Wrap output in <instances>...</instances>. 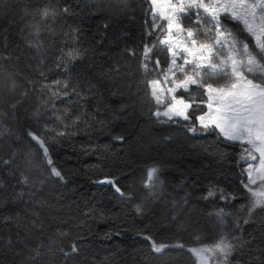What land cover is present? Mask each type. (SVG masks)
<instances>
[{"label": "trees", "instance_id": "1", "mask_svg": "<svg viewBox=\"0 0 264 264\" xmlns=\"http://www.w3.org/2000/svg\"><path fill=\"white\" fill-rule=\"evenodd\" d=\"M46 3L0 0V264H195L187 249L221 235L235 245L228 264H264V208L248 213L239 144L215 132L190 133L182 119L162 123L152 115L147 81L156 75L145 74L139 55L129 53L155 39L145 36L148 0H51L58 14L42 21L38 10ZM72 51L79 56L71 59ZM155 55L166 67L167 53ZM56 82L76 94L51 96ZM22 92L27 95L13 109ZM59 131L67 134L57 137ZM29 132L56 141L50 154L63 181L49 175ZM117 135L124 140H114ZM153 165L163 183L145 188ZM105 175L119 177L132 198L96 183ZM210 186L237 198L225 201L217 193L205 200ZM220 209L230 213L223 223L214 215ZM34 211L41 229L31 223ZM144 235L185 247L157 254ZM73 241L79 251L65 257L59 248L70 251Z\"/></svg>", "mask_w": 264, "mask_h": 264}, {"label": "snow or ice", "instance_id": "2", "mask_svg": "<svg viewBox=\"0 0 264 264\" xmlns=\"http://www.w3.org/2000/svg\"><path fill=\"white\" fill-rule=\"evenodd\" d=\"M148 3L151 6V23L145 22V36L155 39L144 42L142 51L130 49L129 53L139 55L140 68L145 74L156 75L155 79L147 81L149 94L156 104L152 115L162 123L178 122L179 118L185 122L184 126L190 133L215 132L226 142L239 144V162L244 165L241 174L246 178L241 184L250 198L248 213L251 215L257 208H264V0H148ZM62 11L66 13L68 9ZM38 14L43 21L54 19L58 13L51 6V0H47ZM186 20L190 23L186 24ZM229 24L239 27L234 30ZM33 28L39 32L38 24ZM32 46L39 47L38 44ZM158 49L167 53L166 67L155 55ZM68 56L75 59L79 52H69ZM40 75L44 74L41 72ZM54 87L57 90L51 91V96L76 94L74 88L69 91L68 84L56 82ZM26 95L27 92H22L21 100L11 107L15 109ZM196 110H200L201 114L194 116ZM66 116L67 110L65 116L56 115L55 119L62 121ZM79 119L76 117L73 123ZM49 131L54 129H45V133ZM66 134L65 131L55 133L57 137ZM28 135L39 146L49 175L63 181L64 174L55 166L50 154V146L56 141L35 132ZM113 139L123 141L124 136L117 135ZM12 155L14 157L16 154ZM26 157L31 161L33 154L27 153ZM3 163L9 161L4 160ZM159 172V165L147 169L145 188L156 189L162 185ZM23 182L28 183L26 176ZM40 183L42 186L43 182ZM96 183L107 184L121 197L132 198L123 191L119 177L105 175ZM217 193H220L221 200L237 198L224 194L216 186H210L203 199L207 200ZM154 194V191L149 193ZM175 203L173 201L174 206ZM37 204L40 202L37 201ZM134 207L137 213L142 211L140 204ZM214 215L223 223L224 217L230 213L220 209ZM32 216L33 227L41 229L40 213L34 211ZM57 235L66 236L68 233L58 231ZM143 238L150 242L152 251L157 254L171 247H185L181 243H157L150 235ZM201 239L200 236L196 237L198 242ZM234 247L231 240L221 235L211 244L191 247L187 251L195 258V264H228ZM39 248L38 245L34 250L33 258L40 255ZM59 251L68 257L79 249L73 241L70 251L63 247Z\"/></svg>", "mask_w": 264, "mask_h": 264}, {"label": "rangeland", "instance_id": "3", "mask_svg": "<svg viewBox=\"0 0 264 264\" xmlns=\"http://www.w3.org/2000/svg\"><path fill=\"white\" fill-rule=\"evenodd\" d=\"M161 111H163V108H162V107H161ZM200 114H201V113H200ZM200 114H199V115H200Z\"/></svg>", "mask_w": 264, "mask_h": 264}, {"label": "water", "instance_id": "4", "mask_svg": "<svg viewBox=\"0 0 264 264\" xmlns=\"http://www.w3.org/2000/svg\"><path fill=\"white\" fill-rule=\"evenodd\" d=\"M35 142V141H34ZM36 143V142H35ZM37 144V143H36Z\"/></svg>", "mask_w": 264, "mask_h": 264}]
</instances>
